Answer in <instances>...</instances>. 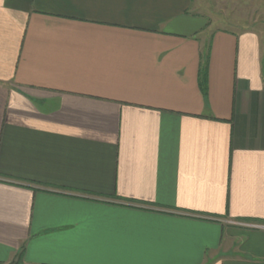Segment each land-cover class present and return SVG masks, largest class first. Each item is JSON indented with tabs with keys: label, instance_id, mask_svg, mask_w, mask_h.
I'll use <instances>...</instances> for the list:
<instances>
[{
	"label": "crops",
	"instance_id": "0c3cea01",
	"mask_svg": "<svg viewBox=\"0 0 264 264\" xmlns=\"http://www.w3.org/2000/svg\"><path fill=\"white\" fill-rule=\"evenodd\" d=\"M195 8L0 0V264H264V41Z\"/></svg>",
	"mask_w": 264,
	"mask_h": 264
},
{
	"label": "rangeland",
	"instance_id": "374dc122",
	"mask_svg": "<svg viewBox=\"0 0 264 264\" xmlns=\"http://www.w3.org/2000/svg\"><path fill=\"white\" fill-rule=\"evenodd\" d=\"M194 1L197 11L202 9L203 14L209 17L211 23H216L217 28L235 32H257L264 41V0Z\"/></svg>",
	"mask_w": 264,
	"mask_h": 264
},
{
	"label": "built area",
	"instance_id": "2783aa9c",
	"mask_svg": "<svg viewBox=\"0 0 264 264\" xmlns=\"http://www.w3.org/2000/svg\"><path fill=\"white\" fill-rule=\"evenodd\" d=\"M244 226H248L249 228H264L263 226L261 225H255V224H245Z\"/></svg>",
	"mask_w": 264,
	"mask_h": 264
},
{
	"label": "trees",
	"instance_id": "16d2710c",
	"mask_svg": "<svg viewBox=\"0 0 264 264\" xmlns=\"http://www.w3.org/2000/svg\"><path fill=\"white\" fill-rule=\"evenodd\" d=\"M203 87L206 88V82L204 80H203Z\"/></svg>",
	"mask_w": 264,
	"mask_h": 264
}]
</instances>
